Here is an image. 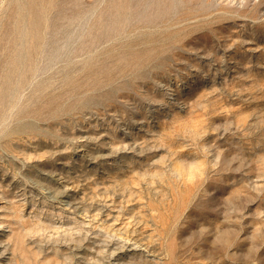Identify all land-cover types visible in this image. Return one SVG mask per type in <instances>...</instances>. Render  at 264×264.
<instances>
[{"label": "rangeland", "instance_id": "rangeland-1", "mask_svg": "<svg viewBox=\"0 0 264 264\" xmlns=\"http://www.w3.org/2000/svg\"><path fill=\"white\" fill-rule=\"evenodd\" d=\"M0 255L264 264V0H0Z\"/></svg>", "mask_w": 264, "mask_h": 264}, {"label": "bare ground", "instance_id": "bare-ground-1", "mask_svg": "<svg viewBox=\"0 0 264 264\" xmlns=\"http://www.w3.org/2000/svg\"><path fill=\"white\" fill-rule=\"evenodd\" d=\"M79 150V149H78ZM79 155V154H78ZM77 155V156H78ZM67 209V208H66ZM61 223V222H60ZM137 246V245H136ZM132 248V247H131ZM135 248H133L132 250H134ZM121 250V249H120ZM123 250V249H122ZM132 250H130V251H132ZM129 251V252H130ZM135 251V250H134ZM123 253V252H122ZM114 255V254H113ZM116 255V254H115ZM117 256V255H116ZM5 261H6V258L4 257V255L2 256V255H0V264H5Z\"/></svg>", "mask_w": 264, "mask_h": 264}]
</instances>
